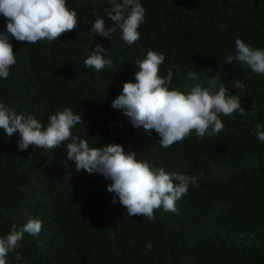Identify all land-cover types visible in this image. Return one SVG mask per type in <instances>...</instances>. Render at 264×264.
<instances>
[{"label":"trees","instance_id":"16d2710c","mask_svg":"<svg viewBox=\"0 0 264 264\" xmlns=\"http://www.w3.org/2000/svg\"><path fill=\"white\" fill-rule=\"evenodd\" d=\"M146 9L141 38L126 45L120 34L102 38L90 32L95 16H105L108 0H68L78 13L74 31L48 43L17 42L16 64L0 81V100L18 112L47 117L64 107L82 114L73 130L90 146L114 142L167 171L195 177L178 212L155 210V219L129 217L111 203L109 181L76 171L63 147L51 151L17 148L18 136L0 131V235L29 218L43 222L40 238L25 235L18 249L23 264H264V143L254 125L264 123V76L251 70L218 79L241 98L247 115L222 116L224 130L216 137L193 132L168 149L158 135L133 128L111 108L123 83L134 82L135 61L149 49L166 59L159 74L171 68V87L181 91L190 69L199 75L239 64L224 63L241 38L264 48V0H141ZM5 20L0 16V30ZM101 45L113 60L99 72L84 60ZM186 92V91H185ZM216 168L231 172L224 177ZM151 243L149 251L145 245ZM42 244V246H41ZM9 254V264H22Z\"/></svg>","mask_w":264,"mask_h":264},{"label":"clouds","instance_id":"9594fccd","mask_svg":"<svg viewBox=\"0 0 264 264\" xmlns=\"http://www.w3.org/2000/svg\"><path fill=\"white\" fill-rule=\"evenodd\" d=\"M110 8L105 16L113 22L106 28L105 19L96 15L90 32L112 39L119 33L128 46L141 38L139 28L145 23L146 9L141 0H108ZM0 16L5 29L0 30V81L7 80L16 64L12 40L34 45L46 41L53 43L78 26V13L68 7V0H0ZM101 45H96L84 60V67L94 71L111 68L113 60ZM166 57L162 52L149 49L143 59H137L134 82H125L121 93L113 100L111 108L121 112L136 129L142 128L149 136L154 131L158 144L168 149L183 142L193 132L196 137H216L225 128L222 116L247 115L241 98L233 95L221 83L213 92L199 84L188 91L171 87L174 73L168 68L166 75L159 74ZM246 65L253 73L264 76V48H253L236 38L234 50L224 58V63ZM189 80L198 81V72L190 69ZM82 114L64 107L48 115L41 124L33 114L18 112L15 107L0 100V131L8 137L18 136L17 148L26 151L29 146L51 151L63 147L66 159L74 162L76 171L97 174L110 183L106 191L112 194L111 203H119L129 217L141 215L149 221L155 219V210L178 212L177 202L186 195L197 179L179 171H167L148 160L138 159V154L125 151L122 145L109 142L103 146H90L88 139L74 133L83 125ZM254 135L264 143V123L254 125ZM43 227L39 219L29 218L23 225H12L0 235V264H9V254L22 262L18 249L23 247L25 235L38 237ZM42 246V244H41ZM145 247L151 251L152 244ZM23 264V262H22Z\"/></svg>","mask_w":264,"mask_h":264},{"label":"rangeland","instance_id":"374dc122","mask_svg":"<svg viewBox=\"0 0 264 264\" xmlns=\"http://www.w3.org/2000/svg\"><path fill=\"white\" fill-rule=\"evenodd\" d=\"M243 70H250V69L246 65H235V66L224 67L220 69H213L201 75L198 81L189 80L188 83L183 87V90L188 91L191 87L195 86L196 84H199L215 92L219 89V86L215 83L218 79L222 77H226L228 75L235 74L236 72L243 71ZM229 173H232V171L227 172L223 170L222 168H216V171H215V174L218 177H224ZM39 238H40V235L36 237L37 240Z\"/></svg>","mask_w":264,"mask_h":264}]
</instances>
